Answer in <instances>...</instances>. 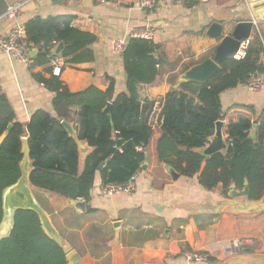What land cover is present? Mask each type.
Listing matches in <instances>:
<instances>
[{
    "label": "crops",
    "instance_id": "crops-1",
    "mask_svg": "<svg viewBox=\"0 0 264 264\" xmlns=\"http://www.w3.org/2000/svg\"><path fill=\"white\" fill-rule=\"evenodd\" d=\"M141 1L0 0V16L8 6L22 3L17 19L23 25L36 17L69 14L75 16L74 28L95 36L93 62L68 65L57 58L63 66L59 79L72 93L90 86L104 92L110 80L113 98L125 92L121 56L112 53L111 43L116 39L128 41L136 28L151 27L152 41L161 46L164 56L159 77L152 85L140 88L145 106L150 102L153 105L145 161L135 174L133 191L102 197L101 178L96 173L88 202L65 200L30 186L34 199L65 254L75 252L81 264H218L229 255L241 254L227 247L229 242L241 237L256 239V250L250 254H264V214L195 216L191 209L208 197L214 201L224 198L220 189L205 190L196 176L178 175L172 180L169 167L158 161L156 152L161 137L157 121L164 97L184 83L182 77L186 72L212 60L221 42V38L206 36L208 26L214 21L221 22L222 36H227L237 22L251 20L255 30L264 34V22L249 17L251 11L239 0H152V9L141 7ZM253 10L264 18V5ZM228 19L232 21L224 22ZM9 26L8 20H0V36L6 35ZM56 47L52 49L53 54ZM50 67L49 63L29 70L28 66L0 52V92L9 101L19 123L26 125L37 110L53 115V94L31 76L38 73L49 77L46 70ZM220 103L227 116L254 123L264 112V84L257 91H249L244 84L227 90L221 93ZM68 122L77 132L78 108L71 109ZM78 166L82 170L83 160L79 157ZM74 202L84 205L76 207ZM7 234H0V238ZM189 252L205 253L212 261L191 262L187 259Z\"/></svg>",
    "mask_w": 264,
    "mask_h": 264
},
{
    "label": "trees",
    "instance_id": "trees-1",
    "mask_svg": "<svg viewBox=\"0 0 264 264\" xmlns=\"http://www.w3.org/2000/svg\"><path fill=\"white\" fill-rule=\"evenodd\" d=\"M74 20L75 16L67 14L36 17L24 24V45L36 51L29 70L58 57L68 65L93 62L96 38L74 28ZM247 41L243 59L226 58L205 83L184 82L166 94L157 121L161 137L156 152L161 164L181 177L196 176L205 190L219 188L226 197L230 187L242 190L247 181L249 199L258 200L264 195V112L254 123L236 120L222 111L220 103L221 93L245 84L253 74L264 75V34L253 30ZM53 42L62 44L59 56L52 53ZM121 64L125 92L114 98L112 80L104 92L90 86L72 93L59 77L52 76L51 67L46 70L49 77L32 73L33 80L53 94V115L37 110L26 125L16 120L9 101L0 92V135L11 126L0 144V225L2 194L20 177L23 138L29 147L32 188L65 200L88 202L96 173L102 186L124 185L140 170L151 134L149 115L153 105L150 102L145 106L140 88L152 85L159 77L164 64L161 46L152 40L130 38ZM72 108H78L77 138L92 148L82 170L76 143L61 125L68 122ZM218 121L223 122L226 152L205 159L197 149L207 144ZM253 124L257 126L251 138ZM100 164L103 166L98 170ZM65 255L32 211H16L8 234L0 238V264H69Z\"/></svg>",
    "mask_w": 264,
    "mask_h": 264
},
{
    "label": "water",
    "instance_id": "water-1",
    "mask_svg": "<svg viewBox=\"0 0 264 264\" xmlns=\"http://www.w3.org/2000/svg\"><path fill=\"white\" fill-rule=\"evenodd\" d=\"M247 5L248 12L251 11L249 17L255 18L257 21L264 22L262 15L256 13L253 9L258 6L264 5V0H239ZM232 20H224V22L230 23ZM253 30H255L252 21H239L237 22L231 33L227 36L223 35V24L218 21L212 22L206 31V36L214 39L221 38L220 44L217 46L213 59L206 60L204 63L197 65L190 69L182 77L183 82H197L205 83L208 81L219 69L220 63L226 58L232 57L239 49L241 42L250 38ZM62 44H58L54 54L59 56L61 53ZM36 51L30 52L31 58L34 57ZM108 112V107L105 109ZM62 127L66 130L69 137L74 140L77 146V152L79 159L82 158L83 163L92 150H89V146L77 138V132L69 122H61ZM11 126L9 125L5 131L0 135V144L6 138ZM223 123L221 121L216 122L213 135L208 139L207 144L197 152L205 159L217 154H224L227 149L226 141L223 137ZM256 125H253L250 131V137H254V130ZM21 154L22 158L19 164L20 177L15 184L6 188L2 194V208H3V220L0 225V231L6 226L12 225L13 217L16 211H32L34 212L41 223L43 231L59 246V240L54 230L52 229L46 215L41 210L39 205L34 199L31 191L30 174L32 172L31 161L29 158V147L27 139L21 140ZM103 164L98 166V170L102 168ZM169 175L172 180L178 178V174L169 168ZM210 201V203L208 202ZM208 200L202 202L191 209L195 216L200 215H218L220 213H228L235 216H255L264 214V195L258 200L249 199L248 182H244V188L237 190L234 187H230L226 197L219 200H212L208 197ZM76 207L82 206L83 202H74ZM61 247V246H60ZM250 249L241 250L239 255H229L224 262L218 264H264V254H250ZM69 264H81L79 256L75 252H70L65 255Z\"/></svg>",
    "mask_w": 264,
    "mask_h": 264
},
{
    "label": "built area",
    "instance_id": "built-area-1",
    "mask_svg": "<svg viewBox=\"0 0 264 264\" xmlns=\"http://www.w3.org/2000/svg\"><path fill=\"white\" fill-rule=\"evenodd\" d=\"M140 6L147 9H152L154 7V2L152 0H142ZM22 3L12 4L8 6L0 16L1 19H6L10 22L9 29L4 36H0V52L7 55L9 58L25 65L29 66L31 64V56L29 49L24 45V25L20 23L17 19L20 14V9ZM154 36V30L151 27L144 26L134 29L129 35L130 38L152 40ZM127 40L116 39L111 43V51L114 55L121 56L124 48L126 46ZM248 41H243L240 44L238 51L231 57L234 60H241L245 56V50ZM56 43H52V46H56ZM51 74L55 77H60L62 73V63L58 59L51 60ZM264 84V75L253 74L249 77L247 82L244 84L249 91H257ZM138 151H142L141 148H137ZM120 152V149H119ZM136 176H132L128 182L124 185L106 184L101 186L100 195L102 197L113 196L118 194H129L134 189V181ZM257 242L253 237H241L234 239L227 245L228 249L233 253H238L243 249L256 248ZM208 255L201 252H189L187 254V259L191 262L205 263L208 261Z\"/></svg>",
    "mask_w": 264,
    "mask_h": 264
},
{
    "label": "bare ground",
    "instance_id": "bare-ground-1",
    "mask_svg": "<svg viewBox=\"0 0 264 264\" xmlns=\"http://www.w3.org/2000/svg\"><path fill=\"white\" fill-rule=\"evenodd\" d=\"M10 230V226H6L5 228H3L1 231H0V234H6L8 233Z\"/></svg>",
    "mask_w": 264,
    "mask_h": 264
},
{
    "label": "rangeland",
    "instance_id": "rangeland-1",
    "mask_svg": "<svg viewBox=\"0 0 264 264\" xmlns=\"http://www.w3.org/2000/svg\"><path fill=\"white\" fill-rule=\"evenodd\" d=\"M255 250H256V248L252 249V251H255Z\"/></svg>",
    "mask_w": 264,
    "mask_h": 264
}]
</instances>
